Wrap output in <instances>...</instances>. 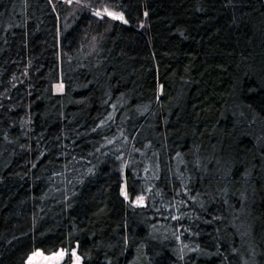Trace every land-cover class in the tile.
Returning <instances> with one entry per match:
<instances>
[{
  "label": "trees",
  "instance_id": "trees-1",
  "mask_svg": "<svg viewBox=\"0 0 264 264\" xmlns=\"http://www.w3.org/2000/svg\"><path fill=\"white\" fill-rule=\"evenodd\" d=\"M77 5L0 0V264H264V0Z\"/></svg>",
  "mask_w": 264,
  "mask_h": 264
},
{
  "label": "rangeland",
  "instance_id": "rangeland-1",
  "mask_svg": "<svg viewBox=\"0 0 264 264\" xmlns=\"http://www.w3.org/2000/svg\"><path fill=\"white\" fill-rule=\"evenodd\" d=\"M59 1L65 3L69 7L72 6L74 9L76 8L78 9L79 7L77 3H80L83 0H59ZM101 5L102 4H99L96 8H93V11H94L93 13L95 16H99V14H104V13L107 14L108 12H112V8L110 6L108 5L101 6ZM61 87L62 85L55 86L56 89L61 88ZM134 204L142 206L145 204V199L138 198L134 201ZM66 254L67 252L64 250H59L58 252H55L52 254H45L42 250H37L28 257L26 264H62L65 261ZM71 254H72V260H73L71 264H82L81 257L79 256L76 250L72 251Z\"/></svg>",
  "mask_w": 264,
  "mask_h": 264
},
{
  "label": "water",
  "instance_id": "water-1",
  "mask_svg": "<svg viewBox=\"0 0 264 264\" xmlns=\"http://www.w3.org/2000/svg\"><path fill=\"white\" fill-rule=\"evenodd\" d=\"M107 15L117 20H123L121 15H118L112 12H108ZM122 196L124 197L126 196V186L125 185H122Z\"/></svg>",
  "mask_w": 264,
  "mask_h": 264
},
{
  "label": "snow or ice",
  "instance_id": "snow-or-ice-1",
  "mask_svg": "<svg viewBox=\"0 0 264 264\" xmlns=\"http://www.w3.org/2000/svg\"><path fill=\"white\" fill-rule=\"evenodd\" d=\"M99 14V13H98Z\"/></svg>",
  "mask_w": 264,
  "mask_h": 264
}]
</instances>
